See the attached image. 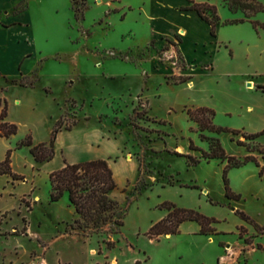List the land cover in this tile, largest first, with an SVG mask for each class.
Returning a JSON list of instances; mask_svg holds the SVG:
<instances>
[{"label":"rangeland","instance_id":"1","mask_svg":"<svg viewBox=\"0 0 264 264\" xmlns=\"http://www.w3.org/2000/svg\"><path fill=\"white\" fill-rule=\"evenodd\" d=\"M258 1L264 5V0ZM127 2L86 0L83 14L76 16L72 0H0L2 17L8 12L13 19L12 13L22 12L16 17L21 25L12 32L22 36L25 54L7 69L9 78L0 77V100L7 103L8 120L18 127L10 140H0V159L13 149V172L24 177L0 176V264H228L222 256L233 258L234 264H264V232L237 213L264 226V156L237 144L241 140L264 149V136L253 142L242 135L205 133L218 137L230 156L257 158L258 164L249 162L228 172L230 189L241 195L240 200L229 199L224 184L227 162L202 158L201 150L208 151L209 145L201 139L197 123L189 127L186 112L207 107L215 111L218 127L246 134L264 131V92L259 88L264 87V52L252 49L264 44V29L248 20L235 24H249L259 37L251 40L247 29L221 25L235 37L242 32L243 44L233 41L234 47L226 53L221 48L210 59L209 51L215 49L211 34L207 50L187 40L181 48L185 60L177 39L175 45L150 41L152 24L131 12ZM213 4L222 22L245 19L223 0ZM251 20L264 24V12ZM191 27L199 37H209L205 25ZM193 60L197 68L187 63ZM181 76L191 79L176 84ZM21 80L34 81V86L22 87ZM59 120L64 122L61 131L73 130L81 121L80 129L95 134L100 128L109 130L108 137L126 139L129 146L123 156L139 162L136 181L112 194L125 214L120 233L112 234L114 226L86 236L74 229L77 215L68 195L52 203L46 169L31 170L29 148L16 149L29 135L35 144L49 142ZM185 142L199 150L183 153L180 145ZM179 154L201 163L189 167ZM177 174L187 183L182 187L194 192L180 197L178 188L163 189L157 183L175 182ZM165 202L215 218L216 233L203 235L199 224H189L178 234L150 239L152 225L162 213L168 215L161 208Z\"/></svg>","mask_w":264,"mask_h":264},{"label":"trees","instance_id":"2","mask_svg":"<svg viewBox=\"0 0 264 264\" xmlns=\"http://www.w3.org/2000/svg\"><path fill=\"white\" fill-rule=\"evenodd\" d=\"M213 0H203L196 2L188 0L189 5L183 10L195 11L198 16L210 26V34L216 37L217 28L221 25H235L248 20L256 27L264 29V24L257 21H252L251 18L260 12H264V5L258 0H223L228 9L233 12H243L245 19L232 20L222 22L218 8L212 3ZM76 12V16L83 14L86 5V0H72ZM179 42L181 39L177 38ZM171 45H175L173 41H169ZM191 79V76L179 77L176 84L186 83ZM14 82V81H13ZM22 87H33L34 81L21 80L18 83ZM264 92V87H259ZM189 120L197 123L200 137L209 145L208 151L201 150L202 158L206 161L214 159L227 162L224 170V184L226 196L229 199L240 200L241 195H236L232 192L229 186L228 172L234 168H241L249 162H257V158L248 155L244 159H238L226 153L222 143L218 137H210L205 133H231L233 136L242 135L248 141H256L264 136V131L256 134H246L239 130H230L223 127H218L214 123L215 111L207 107L188 108L186 109ZM64 125L63 120H59L52 132L49 142L35 144L31 135L19 142L16 146L17 150L24 147L29 148L30 154L37 164L50 162L55 158L56 149L55 143L59 132ZM71 131L72 128L68 127ZM18 133L16 124L8 120V106L3 100H0V138L9 139ZM239 146H243L249 153L259 152L264 156V149L251 147L246 142L237 141ZM193 150L197 149L193 143L190 146ZM13 149L8 150L4 161L0 162V176H9L13 180H22L20 176L13 172L12 169V153ZM186 160L189 167H196L201 163V160L192 155H178ZM50 180V201L52 203L59 202L66 194L68 195L70 206L74 208L77 218L74 220L73 228L81 230L84 235H91L105 231L107 227L114 226L112 234L120 233V229L124 226L125 214L122 213L120 203L114 199L111 194L117 189V182L114 177V172L105 159L90 160L71 164L65 162V165L60 170L54 171L49 176ZM168 211V215L152 225L147 233L150 239H159L161 236L175 235L179 233L180 226L185 222H196L201 226V234L210 235L216 233L213 227L218 221L215 218H210L196 210L179 208L175 204L165 202L161 205ZM242 219L251 223L258 232H264V226L258 225L244 212H237ZM111 233L110 231L108 232ZM85 235V236H86ZM108 247L113 246L112 241L107 242Z\"/></svg>","mask_w":264,"mask_h":264},{"label":"crops","instance_id":"3","mask_svg":"<svg viewBox=\"0 0 264 264\" xmlns=\"http://www.w3.org/2000/svg\"><path fill=\"white\" fill-rule=\"evenodd\" d=\"M214 1L215 0H213L212 3ZM126 5L130 6L131 12H138V15L142 17V19H145L147 22L152 24V38L150 41L168 42L169 40L174 42V40L179 37L181 39V42H179L181 53L183 52L181 48L187 40H189L194 47L207 50L206 47L210 38V26L205 21H203L195 11L183 10V8L189 5L188 0H128ZM21 13L22 12L12 13L13 19H8V12L4 14V18L2 17L3 11L0 8V77L3 78H9L7 69L13 66L14 63L18 64L25 55L21 53L22 36L18 35L17 32H12L13 29H16V26L21 25L20 21L16 19V17H18ZM192 23H195V25L198 26L205 25L209 30V37H199V35L191 27ZM229 28H231L232 30L247 29L250 33L248 36L251 40H254V38L256 37L259 38L249 24L234 25ZM243 36L244 35L242 34V32H237V36L235 37L232 35V33L228 32L226 27L219 26L217 28V36H211V38L215 42V49L212 50V52L209 51L211 53L210 59H212L213 54L217 55V53H220L221 48L226 50V53L227 50H230L231 47H234V42L236 41H239L241 44H243L245 40ZM247 47H249V45ZM253 48L256 49L257 53H261L262 51L264 52V44H255L254 46H252V49ZM206 53L208 52L206 51ZM14 55H16V58H13ZM30 56L31 54L27 57ZM183 57L186 60L184 55ZM231 58V62L234 63L235 53H233V56H231ZM195 62L196 61L193 60L187 63L195 64ZM195 65L197 68L198 64ZM208 65L212 66V64ZM194 73H196V70L193 71L192 75H194ZM248 87L251 88L253 87V85L250 84V86L248 85ZM82 121L86 120L84 119ZM80 123L71 131L59 132L55 143L56 155L52 161L43 164H37L31 155L30 161L28 160V164L31 170H33L35 166L39 169V171L42 169H46L47 175L50 176L52 172L63 168L65 162L76 164L90 160L105 159L108 160L114 172V177L117 182V189L119 187H125L128 184L136 181L139 172V162L134 158H125L123 156L124 152L129 146L126 139H123L120 136L113 138L108 137L109 130L106 131L104 128L99 129V134H95L93 130L80 129ZM194 126V123L192 121H189V127L194 128ZM197 136V134H194L193 137L195 144H198ZM0 140L8 141V139L5 138H0ZM180 147L182 148L183 153H192L190 149V142H185L184 144L180 145ZM8 148L9 147H7V149ZM114 158H117V162H112L114 161ZM2 160L3 159L1 158L0 162ZM177 176L178 179H176L175 182H170L168 180H166L165 182L162 180L157 183H161L163 189L178 188L181 193L180 197H182L184 193L194 192L189 188L182 187V185H186L187 183L183 180L182 175L177 174ZM190 184L195 185V183L193 182H190ZM209 192V190H206L205 194ZM66 198H68V196H66ZM166 216L167 212H164L156 221L162 220ZM189 224L198 223L185 222L180 227L183 229ZM194 228V231L200 230V226L199 228ZM221 258H223V260H228V264H234V262L232 261L233 258L229 256H222Z\"/></svg>","mask_w":264,"mask_h":264},{"label":"water","instance_id":"4","mask_svg":"<svg viewBox=\"0 0 264 264\" xmlns=\"http://www.w3.org/2000/svg\"><path fill=\"white\" fill-rule=\"evenodd\" d=\"M249 86H250V84H249ZM233 211H235V208H233Z\"/></svg>","mask_w":264,"mask_h":264}]
</instances>
